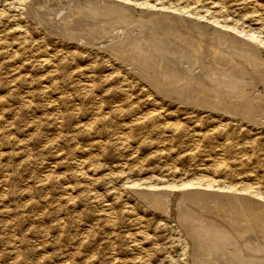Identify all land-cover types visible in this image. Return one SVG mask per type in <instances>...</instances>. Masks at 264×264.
Returning a JSON list of instances; mask_svg holds the SVG:
<instances>
[{
  "label": "rangeland",
  "instance_id": "374dc122",
  "mask_svg": "<svg viewBox=\"0 0 264 264\" xmlns=\"http://www.w3.org/2000/svg\"><path fill=\"white\" fill-rule=\"evenodd\" d=\"M103 1L0 0V264H264V0Z\"/></svg>",
  "mask_w": 264,
  "mask_h": 264
},
{
  "label": "bare ground",
  "instance_id": "6f19581e",
  "mask_svg": "<svg viewBox=\"0 0 264 264\" xmlns=\"http://www.w3.org/2000/svg\"><path fill=\"white\" fill-rule=\"evenodd\" d=\"M84 1V0H83ZM101 2L103 0H100ZM115 1V0H114ZM24 2V1H23ZM75 2V0H74ZM90 3H92L91 1H89ZM105 3V5L101 6L102 3ZM100 5L97 4V5H94L93 9L96 10V11H99V10H102V11H105L107 12V14L113 19L116 21V23L119 25V26H122V28L125 30V29H132L131 27H134V26H139L141 23H145V22H148L151 18H152V21L156 22L157 21V18L154 19V14H147L145 17H143L140 13H137L135 10H133L134 8H130L129 6L127 5H122V4H115V3H112V2H106V1H103ZM121 2V1H120ZM64 3V2H63ZM128 4V3H127ZM42 5V4H41ZM76 6H78L76 4ZM80 8V7H79ZM85 10V9H84ZM89 10V9H88ZM63 11V10H62ZM153 12V11H152ZM47 13V12H46ZM60 15V14H59ZM92 15V14H91ZM98 15V14H97ZM162 15V14H161ZM171 15V14H170ZM108 16V17H109ZM65 16L61 17L60 19H64ZM107 17V16H106ZM33 18V17H32ZM166 18V17H165ZM83 19V18H82ZM109 19V18H108ZM183 20V19H182ZM185 20V19H184ZM160 21V20H159ZM151 22V21H150ZM186 22V20H185ZM215 24V23H214ZM66 25V24H65ZM205 25V24H204ZM114 26V25H113ZM185 26V25H184ZM49 27V26H48ZM46 29H48L46 27ZM51 29V28H49ZM48 29V30H49ZM122 30V29H121ZM120 30V31H121ZM119 31V32H120ZM194 31V30H193ZM117 32V31H116ZM122 32V31H121ZM118 33V32H117ZM116 33V35H117ZM125 33V31H124ZM156 35L158 32H155ZM141 34V33H140ZM241 34V33H240ZM113 35V34H112ZM115 35V36H116ZM148 35V34H147ZM195 35V34H194ZM124 36V35H122ZM153 37V36H152ZM195 37V36H194ZM118 38V37H116ZM120 38V37H119ZM89 39V38H87ZM114 38H111L108 40V42L111 43V41L113 40ZM121 39V38H120ZM250 39H253V40H257L256 37H253L251 36ZM82 40V39H81ZM139 40V39H138ZM124 41V40H123ZM91 42V41H90ZM107 43V41H104ZM113 42V41H112ZM95 43V42H94ZM142 42H135L134 46L135 48L137 49H141L142 51H144L143 49L145 50H148V47H142L143 44ZM89 44V43H88ZM103 44V43H102ZM105 44V43H104ZM263 44L262 41H260L259 45ZM121 45V42H115V43H112V48H115L116 46H119ZM128 45V44H127ZM93 46V45H91ZM100 46V45H99ZM132 46V44H131ZM129 48V47H128ZM150 48V47H149ZM134 49V48H133ZM135 50V49H134ZM133 50V51H134ZM132 51V50H131ZM139 51V50H138ZM214 51V50H213ZM124 53V52H123ZM127 53V52H126ZM246 54V53H245ZM254 55V54H253ZM239 56V55H238ZM246 56V55H245ZM257 56V55H256ZM241 57V56H240ZM259 57V56H258ZM242 58V57H241ZM243 58H244V55H243ZM257 58V57H256ZM255 58V59H256ZM118 59V58H117ZM237 59V58H236ZM251 59V58H250ZM116 60V59H115ZM257 60V59H256ZM243 61V60H242ZM250 62V61H249ZM260 61H254V59H251V63L252 64H259ZM263 62V61H262ZM247 63V61H246ZM261 63V62H260ZM264 67V66H263ZM207 73H204L206 75V79L202 80V82H196L195 83V88L198 89L199 92L201 91H206V89L209 88V85L211 83V85L216 89L215 92L218 93V94H221V95H228V97H232V98H236L237 100H240V99H243L245 98V95H246V92H245V89H246V85L245 83L241 82V81H238V80H234L233 77H231L230 75H227L226 72H218V73H210V70L209 69H205ZM203 71V70H202ZM156 73H158V71H155ZM152 73L150 74L148 77H153L152 80L154 79H157L156 77L158 76V74L156 73ZM155 74H156V77H155ZM197 75V74H196ZM197 76H200L197 75ZM203 77V76H202ZM204 78V77H203ZM145 82L150 85V86H153V88H155L157 90V92H160V85H154V83L152 81H150L149 78L145 79ZM201 84L202 86L198 85ZM258 88V87H257ZM209 91V90H208ZM253 91V90H252ZM257 91V90H256ZM244 97V98H243ZM247 99V98H246ZM249 100V99H247ZM254 104V103H253ZM177 122V121H176ZM217 167V166H216ZM191 182V181H190ZM209 185V184H208ZM182 190V189H180ZM143 191V190H142ZM141 191V192H142ZM182 191H178L176 193V197L174 198V201H173V209H172V213L174 214L175 217H178V211H179V199H180V196L182 195L181 193ZM152 195H156V194H152ZM192 195V194H191ZM189 195V197L191 196ZM179 196V197H178ZM240 197V196H239ZM256 199V198H255ZM182 200V199H181ZM150 202H154L152 200H150ZM184 203V202H183ZM182 217V216H181ZM178 219V218H177ZM183 219V218H182ZM188 219L184 218L183 219V223H185ZM194 230H197V231H200L198 232L200 236L202 237H205V239H207L210 243V245L212 246H215L217 245L218 247L219 246H224L225 244L227 245V243H232V242H235L233 239V236L231 235H227L226 233H223V232H216V231H212L210 229H208L207 227H203V229H197V228H194ZM196 232V231H195ZM213 243V244H212ZM237 243V242H236ZM235 243V244H236ZM255 244V243H254ZM214 249V248H213ZM224 250V249H223ZM262 252V251H261ZM256 256V255H255Z\"/></svg>",
  "mask_w": 264,
  "mask_h": 264
}]
</instances>
